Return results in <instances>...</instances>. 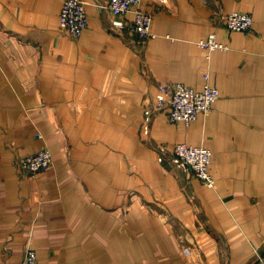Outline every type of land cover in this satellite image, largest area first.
I'll list each match as a JSON object with an SVG mask.
<instances>
[{
    "label": "crops",
    "instance_id": "0c3cea01",
    "mask_svg": "<svg viewBox=\"0 0 264 264\" xmlns=\"http://www.w3.org/2000/svg\"><path fill=\"white\" fill-rule=\"evenodd\" d=\"M0 0V264H264V0H143L154 37L84 0ZM249 12L231 32L222 15ZM215 34L227 49L199 43ZM220 90L190 125L150 113L161 83ZM149 113V114H148ZM149 115V119H147ZM212 150L214 187L159 160L175 143ZM47 147L51 168L19 163Z\"/></svg>",
    "mask_w": 264,
    "mask_h": 264
},
{
    "label": "built area",
    "instance_id": "2783aa9c",
    "mask_svg": "<svg viewBox=\"0 0 264 264\" xmlns=\"http://www.w3.org/2000/svg\"><path fill=\"white\" fill-rule=\"evenodd\" d=\"M143 0H109L107 6L117 16H124L133 12L134 18L126 21L122 18L114 20L117 27L129 26V29L141 39L154 37L152 12L143 8ZM222 19L231 32L247 31L253 25V15L249 12L232 11L222 15ZM89 25V17L84 0H63L60 13V26L74 37H79ZM208 49H227L228 44L217 40L212 34L207 40L200 43ZM206 83L202 89H197L181 81L161 83L154 103L148 108L150 113L168 110V119L171 122H182L185 125L197 119L200 114H207L212 110L214 103L220 97L219 88L211 83L210 75H205ZM149 114V113H148ZM149 119V115H147ZM212 150L204 145H194L186 142H177L171 149L167 145L159 147V160L169 158L171 162L186 170L193 172L207 187H214L215 179L210 166ZM21 167L29 173L49 169L54 163L52 151L43 147L35 153L22 157L19 161ZM24 264H39L35 249H28L24 256Z\"/></svg>",
    "mask_w": 264,
    "mask_h": 264
}]
</instances>
